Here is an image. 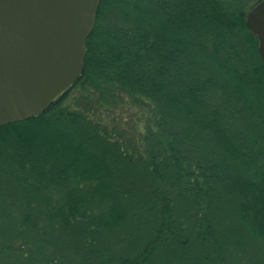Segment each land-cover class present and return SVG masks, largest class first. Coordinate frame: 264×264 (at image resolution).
Listing matches in <instances>:
<instances>
[{
	"label": "trees",
	"instance_id": "obj_1",
	"mask_svg": "<svg viewBox=\"0 0 264 264\" xmlns=\"http://www.w3.org/2000/svg\"><path fill=\"white\" fill-rule=\"evenodd\" d=\"M257 2L99 0L78 80L0 127V264H264Z\"/></svg>",
	"mask_w": 264,
	"mask_h": 264
},
{
	"label": "water",
	"instance_id": "obj_2",
	"mask_svg": "<svg viewBox=\"0 0 264 264\" xmlns=\"http://www.w3.org/2000/svg\"><path fill=\"white\" fill-rule=\"evenodd\" d=\"M99 0H0V127L37 117L82 74ZM264 64V0L245 17Z\"/></svg>",
	"mask_w": 264,
	"mask_h": 264
},
{
	"label": "rangeland",
	"instance_id": "obj_3",
	"mask_svg": "<svg viewBox=\"0 0 264 264\" xmlns=\"http://www.w3.org/2000/svg\"><path fill=\"white\" fill-rule=\"evenodd\" d=\"M160 24V22H153V24ZM177 31H181V32H186L185 29L182 28H172L169 33L168 36L172 37V36H177ZM75 94V96H73L72 98L76 97V92H73V95ZM72 100V99H71ZM127 103H119L117 105H115L113 108H111L110 110H104L103 107L97 106L95 109H91L94 112L93 117L94 118H103L104 121H108V120H112V119H117L118 121H120L125 127L126 126H130L131 124H133V122L135 123H140L144 118L145 115L146 117H148V111L146 110L145 106H141V109L143 110L142 112H140L141 110L138 109L137 107H135V103L128 99L126 100ZM134 107V108H133Z\"/></svg>",
	"mask_w": 264,
	"mask_h": 264
}]
</instances>
